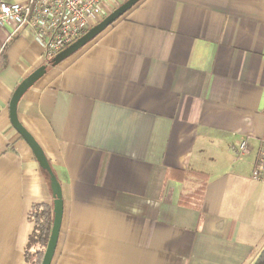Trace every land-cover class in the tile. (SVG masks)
Listing matches in <instances>:
<instances>
[{"label":"crops","instance_id":"1","mask_svg":"<svg viewBox=\"0 0 264 264\" xmlns=\"http://www.w3.org/2000/svg\"><path fill=\"white\" fill-rule=\"evenodd\" d=\"M44 65L17 114L61 186L51 264L255 263L264 184L243 164L264 136V0H141L56 67L34 34L0 27V264H34L30 212L54 209L10 115Z\"/></svg>","mask_w":264,"mask_h":264},{"label":"built area","instance_id":"2","mask_svg":"<svg viewBox=\"0 0 264 264\" xmlns=\"http://www.w3.org/2000/svg\"><path fill=\"white\" fill-rule=\"evenodd\" d=\"M113 0H26L0 3V27L10 26L14 34L28 30L43 46L49 62L61 51L83 37L105 17ZM243 140L235 149L238 158L249 153ZM264 184V136L260 139L251 174Z\"/></svg>","mask_w":264,"mask_h":264},{"label":"water","instance_id":"3","mask_svg":"<svg viewBox=\"0 0 264 264\" xmlns=\"http://www.w3.org/2000/svg\"><path fill=\"white\" fill-rule=\"evenodd\" d=\"M141 0H127L120 7L112 11L108 16H106L100 23L89 29V31L77 40L75 43L58 53L49 63V65L56 67L89 43H91L96 37H98L102 32H104L108 27L113 25L118 19L124 16L129 10L136 6ZM47 72V65H44L27 77L16 89L11 103H10V115L11 121L15 129L22 135V137L28 142L34 151V154L40 163L42 169H44L51 182V188L54 196V220L51 230V235L44 252V257L41 264H51L55 255L56 247L58 244V238L60 234V228L63 218V202H62V192L61 186L54 175L52 168L38 145V143L33 139V137L24 129L18 120L17 108L21 98L27 93V91L32 88Z\"/></svg>","mask_w":264,"mask_h":264},{"label":"trees","instance_id":"4","mask_svg":"<svg viewBox=\"0 0 264 264\" xmlns=\"http://www.w3.org/2000/svg\"><path fill=\"white\" fill-rule=\"evenodd\" d=\"M202 179L204 184L193 193L195 200L201 198L206 188L207 178L202 176ZM29 217L33 221L35 229L29 240L26 259L28 262L30 261L34 264H41L44 257V249L47 247L53 225L52 207L47 204L34 205ZM254 264H264V250Z\"/></svg>","mask_w":264,"mask_h":264},{"label":"rangeland","instance_id":"5","mask_svg":"<svg viewBox=\"0 0 264 264\" xmlns=\"http://www.w3.org/2000/svg\"><path fill=\"white\" fill-rule=\"evenodd\" d=\"M127 0H124L122 3H120V4H117V6L115 7V9L116 8H118V7H120L123 3H125ZM115 3V2H114ZM115 9H113V10H115ZM111 13V12H110ZM106 16H108V15H106ZM105 16V17H106ZM105 17H103V19L105 18ZM102 19V20H103ZM251 145L250 146H252V148L253 149H255V147H256V143H250ZM252 149V150H253ZM253 154H254V150H253ZM252 158H253V155L251 156V157H247L246 159H244V167H243V171H244V173L247 175V176H249L250 175V173L252 172V170H251V161H252ZM257 222H258V224H262V226H264V207H263V210H262V213H261V217H260V219L259 220H257ZM46 250V249H45ZM45 250H44V252H45Z\"/></svg>","mask_w":264,"mask_h":264}]
</instances>
